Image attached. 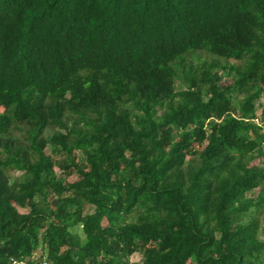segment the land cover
<instances>
[{
	"label": "trees",
	"instance_id": "16d2710c",
	"mask_svg": "<svg viewBox=\"0 0 264 264\" xmlns=\"http://www.w3.org/2000/svg\"><path fill=\"white\" fill-rule=\"evenodd\" d=\"M263 98L264 0H0V264H264Z\"/></svg>",
	"mask_w": 264,
	"mask_h": 264
},
{
	"label": "rangeland",
	"instance_id": "374dc122",
	"mask_svg": "<svg viewBox=\"0 0 264 264\" xmlns=\"http://www.w3.org/2000/svg\"><path fill=\"white\" fill-rule=\"evenodd\" d=\"M231 75H232V71H230L227 75H226V78L224 79V81H223V83L221 84V86H223V85H226V84H229L230 83V81H231ZM263 101H264V98H263ZM259 163V161H255V164H258ZM60 171L58 170V169H56V174L57 175H59L60 176ZM16 175V177H18L19 175H20V173H16L15 174ZM76 180V177H70L68 180H67V183L68 184H70V183H72V182H74ZM255 188L257 189V190H262V188H260L259 186H255ZM92 208L91 207H89V206H87V205H84L83 206V214H89V213H91L92 212ZM136 216H137V214H134L133 216H132V219L134 218V222H136ZM259 224H260V236L262 237V238H264V212L262 213V214H260L259 215ZM103 225H105V221H103ZM78 231V233L80 234V237H81V239H82V235H81V233H80V230L78 229L77 230ZM142 231L143 232H150V230H149V228H147V227H143L142 228ZM43 254V250L42 249H39L36 253H35V256L36 257H41V255ZM140 261V255L138 254V255H135V256H133V257H131L130 258V260H129V263L128 264H131V263H138Z\"/></svg>",
	"mask_w": 264,
	"mask_h": 264
},
{
	"label": "built area",
	"instance_id": "2783aa9c",
	"mask_svg": "<svg viewBox=\"0 0 264 264\" xmlns=\"http://www.w3.org/2000/svg\"><path fill=\"white\" fill-rule=\"evenodd\" d=\"M33 260H35L37 264H46L45 262H39V263H38L39 258L36 257V256L33 257ZM13 263H14V264H17L16 262H13Z\"/></svg>",
	"mask_w": 264,
	"mask_h": 264
},
{
	"label": "clouds",
	"instance_id": "9594fccd",
	"mask_svg": "<svg viewBox=\"0 0 264 264\" xmlns=\"http://www.w3.org/2000/svg\"><path fill=\"white\" fill-rule=\"evenodd\" d=\"M13 262H16V261H13ZM39 262H43V261H40V259H39V260H38V263H39ZM16 263H18V262H16ZM45 263H46V262H45ZM12 264H14V263H12ZM18 264H19V263H18ZM36 264H37V263H36Z\"/></svg>",
	"mask_w": 264,
	"mask_h": 264
}]
</instances>
